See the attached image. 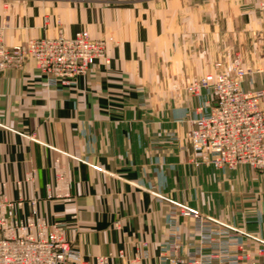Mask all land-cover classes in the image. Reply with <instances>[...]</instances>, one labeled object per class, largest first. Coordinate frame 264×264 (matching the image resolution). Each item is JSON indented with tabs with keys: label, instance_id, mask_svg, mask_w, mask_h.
I'll use <instances>...</instances> for the list:
<instances>
[{
	"label": "crops",
	"instance_id": "1",
	"mask_svg": "<svg viewBox=\"0 0 264 264\" xmlns=\"http://www.w3.org/2000/svg\"><path fill=\"white\" fill-rule=\"evenodd\" d=\"M132 1L144 0H39L9 16L2 34L8 47L82 30L94 40H115L107 41L109 64L96 61L69 85L50 87L33 60L0 73V193L14 203L19 195L23 200L9 216L24 220L28 201L35 199L39 216L61 227L81 260L108 256L107 264H122L136 255L140 264H159L172 235L184 257L201 243L198 220L179 216L177 204L209 218L211 240L228 246V260L264 264V174L246 167L215 169L192 154L184 134L194 119L207 115L208 91L148 96L154 85L140 80L139 61L152 54L142 44L134 11L111 7ZM194 1L195 14L208 5ZM210 4L204 26L213 42L219 9L218 2ZM186 8L178 3L179 10ZM199 17L188 25L179 17L186 27L181 40H203ZM250 24L263 43L264 11L254 8ZM260 74L243 88L264 89V69ZM170 132L173 137H167ZM58 173L63 181L56 180ZM62 192L69 193L68 201L55 197Z\"/></svg>",
	"mask_w": 264,
	"mask_h": 264
},
{
	"label": "built area",
	"instance_id": "2",
	"mask_svg": "<svg viewBox=\"0 0 264 264\" xmlns=\"http://www.w3.org/2000/svg\"><path fill=\"white\" fill-rule=\"evenodd\" d=\"M259 8L264 11V0H259ZM105 57V42L92 39L86 31L76 32L71 37L59 34L54 38L33 39L11 48L4 45L0 32V73L20 68L27 60H33L50 87L71 84ZM228 69L230 73L194 79L187 87L194 96L204 90L209 94L204 103L208 113L192 121L187 138L193 154L215 169L233 171L246 167L264 174V111L259 109L264 89L250 93L243 88L246 71L238 59L231 61ZM33 172L25 175V181L31 180ZM58 174V181H63V175ZM16 188H21V182H16ZM47 197L52 196L48 194ZM55 197L69 200L70 195L62 192ZM22 204L20 195L14 203L0 193V264L108 263L107 256H98L90 262L81 260L62 238L61 227L48 225L39 216L35 199L28 201L30 211L24 220L10 218L8 211L14 205L21 207ZM173 205L179 216L198 220L201 243L191 255L184 257L180 255V242L172 235L168 241L169 250L160 254L159 264H237L226 258L228 246L225 243L211 240L210 227L205 225L209 221L206 215ZM118 255L122 258L123 252ZM122 264L140 263L135 258Z\"/></svg>",
	"mask_w": 264,
	"mask_h": 264
},
{
	"label": "rangeland",
	"instance_id": "3",
	"mask_svg": "<svg viewBox=\"0 0 264 264\" xmlns=\"http://www.w3.org/2000/svg\"><path fill=\"white\" fill-rule=\"evenodd\" d=\"M181 1L186 3V9H178V3ZM214 1L218 2L219 10L215 11L217 15L214 18L215 23L217 22L218 24L219 35L218 41L211 42L209 30L204 24H208L210 21V14L212 13L210 3ZM194 2V0H144L139 4L132 1L130 5L113 4L111 6L113 8L124 7V9L134 11L133 17L136 19L134 22L136 28L138 26V33H140L143 41L142 44L147 47V53L152 54L139 61L141 69L140 80L146 81L149 85H154L153 88L145 91L149 97L157 99L164 96L176 97L183 94L194 96L187 90V87L194 79H202L208 75L215 76L219 73H230L228 67L234 59H238L246 71L243 84L249 78L258 79L264 69V60L262 58V55H264V42H259V31L250 24L254 8L257 11H262L259 8V0L255 1V5L248 2V0H203V5L204 3L208 5L202 6V12L198 11L196 14V11L191 8ZM38 3L39 0H0V32L3 34L4 29L8 25L9 16L12 15L17 7L21 8L20 5L24 4L37 5ZM164 3H168L170 8L166 5L164 6ZM196 15L204 17L203 25L197 32L200 35L202 33L203 40L197 41L193 37L189 39V36L187 40H181L180 37L185 32L181 33L180 30L185 31L186 27L179 25V19L182 18V23L188 25L190 19H195ZM189 29L187 28V30ZM86 32L89 34L88 31ZM110 36L112 39L107 41L114 44L113 35ZM96 40L105 42L106 54L107 41L103 38ZM26 42L10 47L4 45L7 48H11ZM110 60V58L105 57L99 61L106 65L110 63ZM158 84L159 86L162 85L161 88L156 86ZM259 90L261 89H246L250 93ZM259 109L264 111V98L259 100ZM189 130L184 134V138L188 142L187 132ZM166 135L167 137H173L174 133L170 132ZM55 176L57 180V175L55 174ZM14 207L16 208L17 206L14 205ZM43 219L48 223L45 218ZM48 225L54 224L48 223ZM135 258L136 255L132 257V259Z\"/></svg>",
	"mask_w": 264,
	"mask_h": 264
},
{
	"label": "bare ground",
	"instance_id": "4",
	"mask_svg": "<svg viewBox=\"0 0 264 264\" xmlns=\"http://www.w3.org/2000/svg\"><path fill=\"white\" fill-rule=\"evenodd\" d=\"M2 34V33H1ZM3 40V39H2Z\"/></svg>",
	"mask_w": 264,
	"mask_h": 264
}]
</instances>
